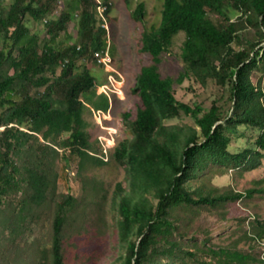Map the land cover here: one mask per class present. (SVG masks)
Listing matches in <instances>:
<instances>
[{"label":"trees","instance_id":"obj_1","mask_svg":"<svg viewBox=\"0 0 264 264\" xmlns=\"http://www.w3.org/2000/svg\"><path fill=\"white\" fill-rule=\"evenodd\" d=\"M161 1V23L145 28L140 45L151 60L133 82L141 105L135 113L122 112L130 133L111 153L130 185L126 192L117 183L112 196L127 249L120 264H263L264 258L252 252L215 248L205 240L185 247L187 226L179 214L194 206L225 207L255 192L231 188L194 197L190 179L211 165L250 171L264 158V0ZM57 3L0 1V225L4 221L11 232L32 225L41 229L49 212V242L38 239L35 249L45 264H66L71 219L99 196L102 187L94 178L83 180L80 194H74L67 167L75 161L81 173L87 164L105 163L103 154H96L101 148H94L84 114L109 108L102 81L87 63L100 64L94 53L107 52L104 21L110 2L61 0L56 12ZM124 3L129 8L131 0ZM131 17L145 24L144 1L136 3ZM247 27L254 30L250 39L241 35ZM179 32L184 70L176 78L163 77L161 54L170 51ZM185 78L225 89L227 95L208 107L179 101L173 84ZM181 114L194 126L165 124ZM239 126L258 130L253 148L230 152L229 135ZM63 179L66 190H59ZM251 230L250 240H263L264 220L254 219ZM6 231L0 229V235ZM132 235L135 240H129Z\"/></svg>","mask_w":264,"mask_h":264},{"label":"rangeland","instance_id":"obj_2","mask_svg":"<svg viewBox=\"0 0 264 264\" xmlns=\"http://www.w3.org/2000/svg\"><path fill=\"white\" fill-rule=\"evenodd\" d=\"M138 1L141 0H131L128 8L124 0H109L111 9L104 21L109 61L104 66L87 63V66L96 73L98 81H102V89L109 98V108L106 112L88 110L84 114L90 140L94 148H101L96 154L102 153L101 158L105 163L100 166L87 164L85 171L81 173H77L75 161L68 164L66 181L74 190V194H80L83 180L90 178H94L102 188L99 196L89 201L80 214H74L71 219L67 228V234L70 233V236L64 241L66 264H120V256L127 253L126 243L119 236L118 225L121 216L116 205L112 203V196L117 183L122 182L126 192L130 191V185L126 179L124 166L116 162L111 153L115 143L130 133L121 118L122 112L131 110L135 113L137 107L141 105L137 93L133 92V82L141 66L149 64L151 60L147 54L140 51V45L145 28L161 23L162 8L161 0H142L145 3L144 24L131 17V11ZM60 7L61 0H58L55 11L57 12ZM73 24L74 22H69L67 29L75 36ZM40 27V24L36 25L37 29ZM241 35L250 39L254 37V30L247 27L242 30ZM183 38V32H179L173 39L170 51L161 54L159 72L163 77L176 78L184 70V64L179 56ZM257 76L258 74H253L254 79H257ZM261 86L264 90V75ZM173 90L179 101L189 104L202 103L204 107H208L218 96H222L219 101H223V96L227 95L225 89L210 83L206 86L200 85L191 78L174 83ZM165 124L194 126L193 120L183 114L166 120ZM257 133L256 128L239 126L237 133L229 135L228 150L238 152L244 148H253ZM66 181L64 179L58 181L59 190H66ZM190 185L194 197L231 188L242 193L252 188L255 192L251 197L243 196L234 202H228L225 207L194 206L190 210L182 208L179 220L187 226L182 240L186 243L185 247L201 244L205 240L207 245L215 248L230 247L252 252L264 258V239L256 241L248 237L252 232L251 223L254 219L264 220V158L257 168L250 171L242 169L230 171L226 167L211 165L190 179ZM49 214L48 212V218H45L41 229L38 225H32L11 232L8 224L1 221L0 229L5 228L7 231L5 238L0 235V264H45L35 249L38 239L41 241L48 238L49 242L47 235V226L50 225ZM0 218L3 219L2 216ZM135 239L134 235L129 236V240Z\"/></svg>","mask_w":264,"mask_h":264},{"label":"built area","instance_id":"obj_3","mask_svg":"<svg viewBox=\"0 0 264 264\" xmlns=\"http://www.w3.org/2000/svg\"><path fill=\"white\" fill-rule=\"evenodd\" d=\"M98 2H100V0H97ZM105 5H103L102 7L99 6L98 7V12L101 13L103 9H105ZM103 26V24H102ZM94 56L97 58V61L100 63V64H106L108 61H109V58H108V54L107 52H95L94 53Z\"/></svg>","mask_w":264,"mask_h":264}]
</instances>
